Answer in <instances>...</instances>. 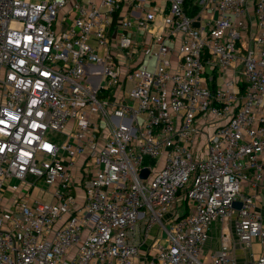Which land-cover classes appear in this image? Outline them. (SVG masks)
<instances>
[{"label":"built area","instance_id":"2783aa9c","mask_svg":"<svg viewBox=\"0 0 264 264\" xmlns=\"http://www.w3.org/2000/svg\"><path fill=\"white\" fill-rule=\"evenodd\" d=\"M263 180L264 0H0V264H264Z\"/></svg>","mask_w":264,"mask_h":264},{"label":"crops","instance_id":"0c3cea01","mask_svg":"<svg viewBox=\"0 0 264 264\" xmlns=\"http://www.w3.org/2000/svg\"><path fill=\"white\" fill-rule=\"evenodd\" d=\"M81 161L82 159L78 158V160L76 161V165L71 168V171L73 173L74 180H75V187L77 188V191L79 194H82V188L80 185L81 177L84 176L86 180L91 177L87 173L86 168L84 171L85 173L84 175L79 172V167H80L79 165ZM244 193L247 195L255 196L254 210L261 215V217L263 218V222H264V180L261 184H259L258 187H253V186L246 187ZM157 236H159V227L154 226L151 232L150 239L148 240L147 244L143 246L142 250L145 251L147 248V245L151 244L156 239ZM210 244L212 248L210 250L208 249V246H207L206 248L207 252L213 253L219 249V248L218 249L216 248V250L214 249V246L218 244V240L213 239L209 242V245ZM255 249L256 251L260 252L261 250L260 245L256 244Z\"/></svg>","mask_w":264,"mask_h":264},{"label":"rangeland","instance_id":"374dc122","mask_svg":"<svg viewBox=\"0 0 264 264\" xmlns=\"http://www.w3.org/2000/svg\"><path fill=\"white\" fill-rule=\"evenodd\" d=\"M35 1H39V0H35ZM133 86H132V83H128L127 84V93H129L131 90H132ZM38 186L41 188V190L37 193L36 197H38L39 199H45L46 201H50V195L45 192V186L41 183V182H38ZM177 212L183 214L185 212V206L184 204H180L178 207L175 208ZM215 224H218V222L216 223H213V225ZM220 230H217L216 228H213L212 230V240H218L219 237H220ZM220 246H219V240H218V244L214 246V249L216 250V248L218 249ZM212 246L211 244L209 245L208 244V249L211 250Z\"/></svg>","mask_w":264,"mask_h":264},{"label":"water","instance_id":"95a60500","mask_svg":"<svg viewBox=\"0 0 264 264\" xmlns=\"http://www.w3.org/2000/svg\"><path fill=\"white\" fill-rule=\"evenodd\" d=\"M194 26L198 27L199 24L195 23ZM148 175H149V171L147 169H143L142 172H141V176L140 177L142 179H146L148 177ZM234 207L237 208V209L241 208V203L240 202L235 203Z\"/></svg>","mask_w":264,"mask_h":264}]
</instances>
